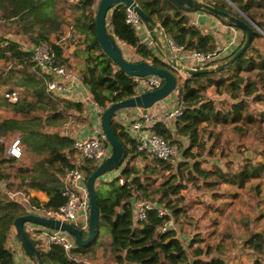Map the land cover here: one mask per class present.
Segmentation results:
<instances>
[{
    "label": "trees",
    "instance_id": "obj_1",
    "mask_svg": "<svg viewBox=\"0 0 264 264\" xmlns=\"http://www.w3.org/2000/svg\"><path fill=\"white\" fill-rule=\"evenodd\" d=\"M74 1L75 5L69 6V0H0V22H23L22 33L27 35L24 39L27 44L50 42L56 52L55 63L81 74L102 109L112 102L135 96V80L104 53L99 43L96 12L100 0ZM135 1L162 26L168 36L187 50L214 51L217 48L216 34L204 33L200 26L193 24L189 16L192 11L180 9L170 0ZM205 1L241 17L227 0ZM232 2L264 30V0ZM66 9L71 12L67 13ZM127 11L128 7L124 4L113 9L109 21L111 32L121 42L134 48L136 60H147L176 73L171 64L156 55L153 47L143 41L127 22ZM216 17L223 23L238 27L225 18ZM65 25L70 27L71 34L68 36L64 33ZM245 40L244 31L240 47ZM260 41L264 42V34L254 27L251 45L234 64L214 73L189 75L181 83L182 99L187 107L184 116L175 126H155L158 133L180 148L181 141L175 134L189 140V144L181 150L186 161L176 170L170 163L150 159L140 152L136 141L113 119L114 130L126 149V156L122 166L116 169L119 174L112 182L108 181L112 187L106 197L101 196L97 186L101 218L96 240L86 247L76 244V248L69 251L57 244L49 250L38 247L46 264H84L81 259L93 254L105 228L109 229L111 237L106 250L116 264H228L224 238L210 244L196 234L190 242H186L188 236H179L175 229L177 225L168 232L160 233L165 219L158 215L157 210H150L144 221L136 222V202L132 198L137 201L149 199L172 210L177 221L185 210L180 206L184 197L178 196L187 186L186 181L195 184L204 179V188L211 191L216 184L210 179L215 176L237 188L249 187L258 198L261 196L264 184V48ZM74 45L75 50L69 52ZM157 52L163 54L158 46ZM31 56L21 42L0 36V138L19 136L23 147V156L16 158L7 154L6 143L0 144V182H7V192L0 191V264L14 263L15 254L6 243L17 217L28 214L32 207H59L67 202L68 198L63 195V176L76 167L74 139L57 130L67 125L71 111L82 115L86 110L83 103L55 98L48 91L45 77L34 66ZM229 57L219 58L213 64L226 61ZM219 73L222 74L220 79L213 77ZM1 87L8 89L2 90ZM210 88H214L220 96H226L219 100L222 102L205 99ZM6 91L17 92L18 102H10L5 96ZM255 103L263 106L257 116L252 110ZM220 104L221 109H218ZM231 126L239 136L252 133L258 138L259 145L253 153L259 161L245 158L237 169L229 168V163L230 173L223 172L224 168L218 165L213 169L203 168L200 158L206 153L204 132L211 127ZM211 135L214 133L211 132ZM217 136L219 139L221 132ZM195 147L199 148L196 153L193 151ZM209 153L213 155L214 149ZM25 157L30 158V162H24ZM139 158L145 161L143 168L137 163ZM81 168L88 178L97 165L92 160H86ZM120 178L125 180L124 184H120ZM101 183L106 184L107 180ZM31 190L45 191L49 200L43 203L31 197ZM14 192L20 193L27 202L14 198L11 195ZM215 197L218 195L215 194ZM251 233L243 240L244 249L251 256L263 257L264 236L260 231ZM254 264L264 263L256 258Z\"/></svg>",
    "mask_w": 264,
    "mask_h": 264
},
{
    "label": "built area",
    "instance_id": "obj_2",
    "mask_svg": "<svg viewBox=\"0 0 264 264\" xmlns=\"http://www.w3.org/2000/svg\"><path fill=\"white\" fill-rule=\"evenodd\" d=\"M200 12L202 13L200 14ZM127 13V22L136 30L137 34H139L141 38H143L144 34L148 35L149 32L141 17L130 8H128ZM207 14L210 13L197 11L191 20L192 23L200 24L201 15L206 16ZM214 18L218 20L217 23L219 28L226 24L220 21L216 16H214ZM227 25L228 24H226V26ZM216 31L217 32L214 33L218 40V46L214 51L187 50L184 45H179L166 33L165 43L179 63L192 68L211 67L216 65L213 64L215 60L224 56H231L233 51L237 50L244 40V30L236 26L228 25L227 33H220V30ZM205 32L209 33L208 30ZM240 33H243V35L241 36ZM4 44H6V42ZM147 44L151 46L153 42L147 41ZM234 46H237L236 49L230 52L229 49ZM22 47L24 50L31 52V59L34 62V66L44 75L48 91L55 98L60 97L83 103L92 121H90V123L93 127L90 134L73 138L75 157L77 155L75 162L76 167L67 171L63 176L65 186L63 195L68 198L67 202L59 207H46L42 210L30 208L29 213L70 222L83 230H87L90 219V198L87 189V174L81 166L86 160H92L98 166V164L109 157L112 152L111 145L108 142L101 123V110L104 111V109L94 100L92 92L83 80L81 74L71 68L55 63L56 52L50 42L43 41L32 45L23 44ZM155 54L165 62L170 63L164 55L162 57L158 52ZM132 78L136 82L137 94L159 88L164 83V79L156 75ZM181 83H183V81L179 80L177 88L166 98L169 99V103H167V106L163 110L154 109V107L160 108L157 107L158 104L162 102L160 101L148 110L138 107L124 108L118 110L113 116L115 122L125 129L129 136L136 141L137 148L140 152L151 158H157L170 163L174 170H176L182 162L186 161V158L178 144H172L164 135L155 130V126L158 124H164L170 127L175 126L184 116L187 107L182 99ZM5 96L12 103H16L19 100V94L17 92L10 93L6 91ZM69 128L70 124L67 126V130H69ZM65 135L72 137L70 132ZM2 143H8L6 138H0V144ZM6 152L16 158H21L23 156L22 141L19 136L11 139V142L7 144ZM141 159L143 160V158ZM116 173L119 174L118 172ZM119 182L120 184H124L125 180L120 178ZM2 189L3 184L1 181L0 191H3ZM4 191L7 192V189ZM11 195L19 201L21 200L20 193L14 192L11 193ZM24 202H27L26 198ZM150 210H157L158 215L165 219V223L159 229L160 233H165L171 228H175L173 211L149 199L139 200L136 203V222L144 221ZM25 228L29 234L35 235L33 236L35 239H41L47 250H49L52 245L57 244L69 251L77 244L72 234L61 229H53L36 223H26ZM175 229L179 235L177 226ZM19 243L21 242L19 241Z\"/></svg>",
    "mask_w": 264,
    "mask_h": 264
},
{
    "label": "rangeland",
    "instance_id": "obj_3",
    "mask_svg": "<svg viewBox=\"0 0 264 264\" xmlns=\"http://www.w3.org/2000/svg\"><path fill=\"white\" fill-rule=\"evenodd\" d=\"M59 3L62 4L60 1ZM75 3L76 2L74 0H69L68 4L70 6L75 5ZM66 12L70 13L71 11L66 9ZM193 12H195L194 15L197 13V11H192V13ZM194 15L191 14L189 16L193 18ZM110 16L111 13L109 15L108 22L110 21ZM8 23L9 22H0V24H3L0 25V36L4 37L8 33L19 34L21 36L19 37L20 42L25 43L24 39L27 35L25 33H22L24 23ZM195 25L199 26L200 24ZM19 30L20 33H17V31ZM64 33L66 36L71 34L69 26H64ZM204 33L206 32L204 31ZM242 35L243 33L241 34V36ZM147 38L149 37L147 36ZM120 44L123 48L125 56L130 60H135V53H131V48L128 47V45H125L124 42H120ZM260 45H262L264 48V42L260 41ZM151 46L153 47V51L157 53V46L155 45V42H153ZM236 47L237 46L231 47L229 49L230 52L236 49ZM75 48L76 46L74 45L73 50H75ZM161 56L163 57V54ZM2 65L3 67L5 66L4 63ZM236 69L237 66L235 67L234 71H236ZM176 75L179 78V74L177 72ZM221 76V73L213 75V77L216 79H220ZM1 89L7 90L8 88L5 89L1 87ZM205 97V99L210 98L218 102L226 96H220L216 93L214 88H210L207 91ZM220 102L222 101H219L218 103ZM217 107L218 109H221V104ZM252 110L257 116V114L261 110H263V106L255 103L254 105H252ZM101 112L103 113V110H101ZM81 116L82 115H78L77 112L71 111L67 126L71 122V124L75 125L74 127L77 128V124L79 123ZM48 129H50L51 132H55V130L52 128ZM70 130H73V128H71ZM57 132L61 133L62 135L65 134L61 130H57ZM211 132H213L214 135H211ZM219 132H221V136L218 139L217 134ZM203 136V141L207 145L205 147L206 153L203 157L200 158V160H202V167L213 169L215 165H218L222 166L224 168L223 172L227 173H230L229 168L231 167L234 169L239 168V165L243 164L244 159L247 158V152H253L254 148L258 147L259 145L258 138L252 135V133L239 136L233 131L232 126L230 128L211 127L210 130L204 132ZM175 137L178 139L179 135L175 134ZM11 138L6 137L8 143L11 142ZM180 144H182V147L179 148L180 150H182V148H184V144H189V140L187 139L186 143L180 142ZM247 147H249L250 149H247ZM212 148L214 149L213 155L209 153ZM193 151L196 153L199 151V148L195 147ZM149 158L152 159L151 157ZM252 158H256V161H259L257 155L252 154L251 159ZM23 161L30 162V158L26 159L25 157ZM228 164L230 167L227 166ZM107 177V183L102 185L101 182L105 181V178ZM262 179L264 180V176ZM112 180L113 179H111L107 175L98 180V190L101 196L106 197L109 194L112 187L111 183L109 182H112ZM210 180L215 181L216 184V186L214 187L215 189L211 191L204 188V179H200V183L198 182L195 184H193L192 182H185L187 186L183 190H181V193L178 196L184 197L183 201L180 203V206L185 208V210L178 216L177 221L175 219V221L181 226L182 232L188 234L189 241H191V239L196 236V234L202 240L207 241V243L210 244H213L216 239L220 241L222 238H224L226 240L224 246H226L225 250L228 254V256L226 257L228 264H254V260L256 258L261 259V261L264 263V243L263 257L249 255V253L244 249L243 245L244 238L246 236H250V234L252 235L251 231H260L264 236V184L262 194L258 198L255 193H252L249 187L237 188V186L235 185H231L228 182L216 179L215 176ZM159 182L160 181H158L157 184H159ZM215 194L218 195V197H215ZM32 209L42 210L44 208L32 207ZM237 244L238 246H236ZM99 251L100 252L98 257L94 255L90 258H87L86 261H89V259L92 258H96V261L93 264H98V259H100L99 256H101V253L103 251V254L101 256L102 259L99 264H106L104 248L100 249ZM90 264H92V262Z\"/></svg>",
    "mask_w": 264,
    "mask_h": 264
},
{
    "label": "water",
    "instance_id": "obj_4",
    "mask_svg": "<svg viewBox=\"0 0 264 264\" xmlns=\"http://www.w3.org/2000/svg\"><path fill=\"white\" fill-rule=\"evenodd\" d=\"M177 7L186 11H203L210 13L213 16H220L226 20L236 24L239 28L246 32V40L232 56L226 61L220 62L211 67L192 68L185 66L177 61L170 48L165 43L166 34L162 26L150 17L135 0H100L96 12V30L99 43L104 51L123 71L130 77H146L151 75L160 76L164 79L161 87L147 90L136 94L133 97L124 100L116 101L104 109L102 113V128L111 145L112 152L103 162L98 164L97 168L87 178V189L90 198V219L88 227V235L84 230L75 226L70 222L61 221L58 219L47 218L42 215L28 213L17 217L14 221L19 240L24 247L26 253L31 258H34L35 264H46L42 258L41 251L30 237L25 228L26 223H36L53 229H61L72 234L79 246L86 247L93 244L96 240L100 226L101 209L97 195V182L103 176L114 172L118 167L122 166L126 149L119 140L114 130L112 121L115 113L124 108H142L148 110L160 101L169 97L177 88L179 78L171 69L160 67L147 60H130L123 51L120 40L111 32L109 28V15L117 6L124 4L128 8L134 10L142 19L147 31L152 40L161 49L164 57L170 61L172 68L177 72H182L188 75H197L205 73H214L221 71L226 67L234 64L239 57L249 48L252 43L254 27L264 34V30L254 22L245 12H243L232 0H227L241 14L240 16L232 15L217 6L208 3L205 0H170ZM253 152H247V158H251Z\"/></svg>",
    "mask_w": 264,
    "mask_h": 264
},
{
    "label": "crops",
    "instance_id": "obj_5",
    "mask_svg": "<svg viewBox=\"0 0 264 264\" xmlns=\"http://www.w3.org/2000/svg\"><path fill=\"white\" fill-rule=\"evenodd\" d=\"M194 13L195 12L190 13V15L191 14L194 15ZM201 13L202 12H200V14ZM192 19L193 18H191V20ZM200 21H201L200 28L203 29V30H205V31L208 30V32H217L216 30H220V33H227L228 32V25L226 26V24H225V25H223L222 27L219 28L218 23H217L218 20H216L214 18V16H211L210 14H207L206 16L205 15H201ZM147 36L149 38H147ZM5 37L20 42L19 37H21V36L19 34L8 33ZM142 40L143 41H146V42L147 41L155 42L154 40H152L150 34H148V35L144 34ZM23 44H27V43H22V45ZM128 47L131 48V53H135V50H134L133 47H131V46H128ZM73 51H74L73 50V46H71L69 48V52H73ZM178 74H179V80L180 81H183L184 82V81H186L189 78V75L188 74H183V73H178ZM168 101H169V99H166V100L160 102L158 104V106H157V107H160V108H155L154 107V109L155 110L156 109L163 110L167 106V103H169ZM78 115H80V114H78ZM90 121L91 120H90V118L88 116V113L85 110L82 113V116H81V119H80L79 123L77 124V128H75L74 127L75 125H72L71 122H70V129L73 128V130H70V129H69L70 131L67 130V125H66L65 127H63V129L61 131H63L65 134L66 133L68 134V132H70L72 138L90 134L92 132V129H93L92 124L90 123ZM120 129H123V128L121 127ZM178 140H180L183 143H186L187 142V139L186 138H183L180 135H179ZM184 146H186V144H184ZM142 162H145V161L142 160L141 158H139L137 160L138 165L143 168L145 166V163H142ZM117 175L118 174L116 173V171L107 174V176H109L113 180L115 179V177ZM105 180H108V177L105 178ZM2 184H3V189L2 190L4 191V190L7 189V182L6 181H2ZM97 186H99V185L97 184ZM30 196L31 197H35V198L39 199L40 201H42L44 203L49 200V197H48L47 193L45 191H41V190H31L30 191ZM20 199H21L20 201H24L25 200V198L22 195H21ZM132 201L133 202H136V203L138 202L135 197L132 198ZM120 210H121V208H120ZM174 223H175V225H177V229H178L179 235L181 237L185 238L186 236H188V234H185V233L182 232V228L180 226H179L180 228L178 227V223L175 221V219H174ZM85 232L88 235V229L85 230ZM29 235L37 242L38 247H40L42 250H47L45 244L43 243V241L41 239L38 240V239H35L33 237L35 235H32V234H29ZM8 236H9V238L7 240L6 246H7V248L12 249L14 251L15 257H14V263L13 264H35L34 263V260L30 256L27 255L26 251L21 246V243H19L20 240H19V237L17 235L16 228L14 226L12 227V229L9 232V235ZM100 237H101L100 238V241L97 244H95V248H94L93 254H91L87 258H90V257H92L94 255H96L98 257L99 252H100L99 250L102 249V248H104V250H105V258H106V264H116L110 258V254H109L110 252L108 253V251L106 250V244L111 241L109 229L108 228L103 229L102 234H101ZM186 242H190L189 239ZM74 248H76V246ZM102 254H103V251L101 253V256H102ZM101 256H99L100 259H98V264H99V262L102 259ZM87 258L86 257H83L81 260L84 261V262H82V263H84V264H90L92 262V264H93L96 261V258H92V259H89V261H86Z\"/></svg>",
    "mask_w": 264,
    "mask_h": 264
},
{
    "label": "clouds",
    "instance_id": "obj_6",
    "mask_svg": "<svg viewBox=\"0 0 264 264\" xmlns=\"http://www.w3.org/2000/svg\"><path fill=\"white\" fill-rule=\"evenodd\" d=\"M23 247V246H22ZM24 248V247H23Z\"/></svg>",
    "mask_w": 264,
    "mask_h": 264
}]
</instances>
